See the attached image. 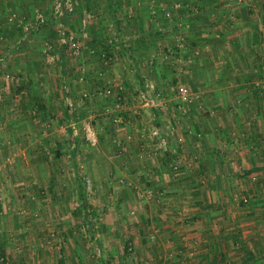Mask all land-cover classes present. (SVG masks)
I'll list each match as a JSON object with an SVG mask.
<instances>
[{"label": "rangeland", "instance_id": "obj_1", "mask_svg": "<svg viewBox=\"0 0 264 264\" xmlns=\"http://www.w3.org/2000/svg\"><path fill=\"white\" fill-rule=\"evenodd\" d=\"M246 1H248L246 7L249 9L247 11L251 15L255 14L261 26L260 35L251 41L254 55L251 56L254 59L257 56L258 59L264 61V3L258 8V1ZM104 2L106 3L103 4ZM130 2L132 0H119L115 10L109 12L108 5L106 6L107 0H96L94 7L93 3L90 5L89 0H77L74 12L60 19H54L52 16V1L49 15L41 9H37L47 17L46 23H50V29L44 31V35L38 42L39 47H42L41 44H45L46 41H50L55 49V58L52 62L44 61L51 65L50 73L53 74V71H57L59 68V60H62L66 64L64 65L66 76H63L65 80L57 72V83H50V86L47 85L46 88H43L42 84L38 86L35 80L22 83L27 76L23 78L22 72L13 73L12 69H7V65L3 66L5 63L3 60H7L8 55L6 54L0 60V110H2L0 111V136H2L0 140H3L2 145L4 148L6 147L4 150L6 163L4 164L6 167L14 165L18 171L15 180L18 187L13 185V173L8 171L12 178L5 181L8 186H5L4 191H0V218L9 220L4 228L8 236L11 234L17 236L18 234L23 238L29 235L38 237L37 242L32 243V251L27 247L26 250L29 252L41 253L45 250L50 251V249L60 250L59 243L52 242V239L61 238L62 235V247L66 239H70L69 244H72L74 240H80L84 245L86 242L87 244L92 242L96 244L97 241H101L103 234H110V226L106 227L104 224L108 218L110 220L111 216L108 214L115 212L114 210L109 211L112 206L120 210L119 214L136 215V212L125 213V209L122 210V206L115 199L116 187L118 189L127 187L132 190H142L149 185L156 184L161 188L167 186L186 188L193 182V180H189V182L184 180L186 183H183L177 178H170L169 182L165 183V181L155 178L145 180V187L142 179L116 177V172L123 166H127L128 163V155L123 149L125 142L122 136L124 134L122 128L127 123L128 125L134 123L135 126L137 123L140 124L137 127L138 131L127 130L126 134L129 135L125 136V134L124 137L128 141L132 140L133 135H137L138 138H146L141 142L149 141L150 146L155 145L153 150L145 147L142 149L140 146V149L136 148V153L131 154L133 162L141 167L147 163L151 156L160 158L165 156L171 160L173 158L172 165H168L171 167L169 170L178 176L186 174V172L182 173V170L194 171L197 168L196 165L199 166L198 157H201L199 148L202 143L200 142L204 138L213 140L220 139V137L226 142L243 141L244 145L248 147L245 149L251 153V158L264 161V125L261 124V121L258 123L256 113V108L259 110L260 107H263L264 109V97L263 100H258L257 96L248 99L242 97L236 90L234 95L230 93L226 95V91L221 90L219 93L214 91L215 94L212 95V98L204 97L200 91L193 89L191 83H187L186 77H181L182 72L186 70L183 64L192 59V53L195 54L197 50L194 46L195 43L190 42L189 39L184 41L178 32L180 28H183V21L179 20L175 12L182 9L181 2L179 0H138L135 5ZM95 6L98 7L95 8ZM250 8H254V10ZM259 11H261L260 16H258ZM148 12L152 14L151 18H148ZM157 12H159L158 15H156ZM88 13L92 17L83 25V19ZM3 16L7 22L17 28L7 37L9 40L7 45L10 46L8 53H14L13 51L22 48L23 42L29 40L32 37L31 34L35 33L26 34L18 22L19 20H28L31 16L25 18L24 15L22 16L14 10H8ZM10 16H14V20H9ZM113 18L117 24L113 22ZM143 18H146L147 22H144ZM59 22L62 23L61 27L57 26ZM150 24L155 27L154 30L151 29L152 36H148V46L152 48L155 45V48L151 51V55L147 54L148 57L145 61L139 60L142 65L140 69L137 68V77H139L137 81L134 77L135 74L130 73V77L136 81L135 92L138 99L126 98V90L121 85L110 86V83L98 90V84L94 83L95 76L102 77L103 71L97 67L88 71L87 80L91 84L84 82L85 57L93 60L92 62L95 64L97 62L98 67L101 65L103 68L107 67L113 62L111 61L113 53H110L112 48H119V37L121 42L127 46L131 44L130 42L138 45L142 38L141 30H149L150 28L147 26ZM115 25L118 26V33L114 31ZM59 28L76 35L81 46L80 54L73 55L67 45L57 43ZM98 29L101 32L94 33V30ZM19 31L22 34L18 35ZM214 32L216 43L232 45L228 39L230 35L220 32L219 27ZM96 34L97 37H95ZM102 42L110 46L108 48L110 52L100 49ZM144 42L145 40L142 44ZM142 44L139 48H142ZM11 46H15V49ZM138 50L134 49L133 51L138 52ZM128 52L130 53L131 50L129 49ZM41 55L45 59L43 53ZM232 55L240 60L245 58L244 51L233 52ZM186 57L189 58L186 60ZM156 62L158 69L155 66ZM252 69H254L255 75L263 76L264 80V67ZM157 70L163 75L162 78H165L162 86L156 85L151 80V76H155ZM42 71L46 73L47 70L43 69ZM67 76L72 81L70 84ZM106 76H111V73H106ZM174 79H177V82ZM97 80L100 81L102 78ZM20 81L21 83H19ZM42 81L47 84L46 81L49 80ZM220 85L225 86L222 83L218 84V87ZM262 85L263 87L259 89L260 92H264V81ZM179 86L188 88L192 98L191 102L182 101L178 94ZM49 88L52 91L51 100L46 99V95L41 96ZM96 103H101V105H95ZM37 104L42 105L44 109H40ZM143 109L146 111L143 112ZM4 110H9L7 115L4 114ZM21 112L23 113L21 114L22 119L19 121L23 122L25 128L29 126L26 132L7 130L5 133L6 128L4 127L7 126L5 121L17 123L19 118L17 115H20ZM180 124L186 126L187 130L178 133L176 128H180ZM258 124L263 127L259 133L256 130ZM87 127L94 133L96 138L94 143L87 138ZM129 128L133 129L131 126ZM137 136L135 137L137 138ZM189 138L195 142L196 148L193 149V152L190 148H186L190 142ZM32 142L35 144L30 147ZM23 152L27 157L37 153L40 158H43L42 160L48 161V164L43 167L38 164V170H36L39 171V177L43 173L49 172L47 178L36 179L35 175L32 176L36 172L34 170L35 162L26 163L24 160L23 163H14V160H17ZM182 157L187 159L184 164L179 166L177 162ZM5 174L7 173H3V176ZM211 180L201 178L197 181L198 186L208 187ZM173 181L175 182L170 183ZM217 182L223 184L221 180H212L213 185ZM163 196L157 195L155 200L157 197L162 198ZM244 198L247 199L246 202L243 201ZM239 199V202L243 204H247L249 201L246 195H242ZM114 220L118 221L116 218ZM17 222H19L18 225ZM118 234H121L120 238L125 236L124 231ZM151 234L150 238L154 239L153 232ZM129 247L132 245H128ZM102 248L101 245L94 247L93 259L104 258L106 253L103 255ZM128 250L131 252L133 249L129 248ZM144 264H149V262H144Z\"/></svg>", "mask_w": 264, "mask_h": 264}, {"label": "crops", "instance_id": "obj_2", "mask_svg": "<svg viewBox=\"0 0 264 264\" xmlns=\"http://www.w3.org/2000/svg\"><path fill=\"white\" fill-rule=\"evenodd\" d=\"M51 1L0 0V60L7 54V60H3L5 63L2 62L4 67L7 65V69H12L13 73L22 72L23 78L27 76L22 83L35 80L38 86L42 84L43 88L50 86V83H57V72L59 76H66V71L64 70V65L66 64L62 60H59V68H57V71L54 70L52 74L50 73L51 65L44 61L45 59L41 55L44 43L41 44L42 47H39L38 42L44 35V31L50 29V23H46L37 32L34 31L35 33L31 34L32 37L23 42L22 48L13 51L14 53H8L10 50V46L8 47L7 45L9 42L7 40L8 34L14 33L17 28L7 22L3 15L8 10H14L22 16L24 15L25 18H29L32 12L37 9H41L49 15ZM137 1L132 0L130 3L135 5ZM179 1L182 4V9L177 10L178 12L176 11L177 13L175 12V14L179 20L183 21V28H180L178 32H180L184 41L189 39L190 42L195 43L194 46L197 48L195 54L192 53L193 58L183 64L186 70L182 72L181 77H186L187 83H191L193 89L200 91L206 98H212V95L215 94L213 93L214 91L219 93L222 90L223 92L226 91V95L228 93L234 95L236 90L244 98L251 99L253 96H257L258 100H263L264 92L259 91L263 87V76L255 75L252 68H263L264 61L258 59L257 56L254 59L252 57L254 56L252 53L253 49L251 48V41L260 35L261 26L255 14L251 15L247 11L246 3L248 1ZM256 1H258V8L264 3V0ZM95 2L96 0H89L90 5L93 3V7ZM97 7L95 6V8ZM250 9L254 10V8ZM106 13L108 12L106 11ZM158 14L159 12L156 13V15ZM260 14L261 11H259L258 16ZM151 17L152 14L148 12V18ZM146 18H143L144 22H147ZM147 27L150 29L141 30L142 38L139 40L138 45L130 42L131 44L127 46L121 42L119 37V48H112L113 50L110 53H113L111 59L113 62L107 67L103 68L102 65L98 67L97 65L99 64L97 62L95 64L92 62L93 60L85 57L86 62L83 71L86 72L84 82L91 84L87 80L88 71L93 67H97L103 71L102 77L95 76L94 83L98 84V90L110 83V86L121 85L126 90V98L138 99L135 92V82L139 79L137 77V68L140 69L142 65L139 60L142 61L143 59L145 61L148 57L147 54L151 55V51L155 48V45L152 48L148 46V36H152V30H154L155 26L150 24ZM218 27L220 32L230 35L228 39L232 45L215 42L214 31ZM114 31L118 33L117 28ZM97 32H101V30H94V33ZM20 33L22 34L19 31L18 35ZM95 37H97V34ZM144 40L145 42L142 44ZM141 44L142 48H139ZM94 47L97 48L96 46ZM11 48L15 49V46H11ZM243 48L244 50H242ZM129 49L131 50L130 53L128 52ZM134 49L139 50L135 52L133 51ZM239 51H244L245 53L243 60L232 55L233 52L238 53ZM187 58L189 57L185 59L187 60ZM9 64L11 65L9 66ZM155 66L158 69L157 62ZM43 69L47 70L46 73L42 71ZM103 69L106 70L104 71ZM159 72L157 70L155 72L156 75L151 76V80L156 85L162 86L165 78L163 79V75ZM106 73H111V76L107 77ZM130 73L135 74L136 81L130 77ZM99 78H102V80L98 81L97 79ZM44 79L49 80L46 81L47 84L43 83L44 81L42 80ZM63 79L65 80L64 77ZM176 80L174 79V81ZM71 82L68 79V83L70 84ZM222 83L225 86L220 85L218 87V84ZM51 93L52 91L49 88L41 96L44 97L46 95V99L51 100ZM95 105H101V103H96ZM142 106L144 107V105ZM256 109L257 121L258 123L261 121V124L264 125V109L263 107H260L259 110L258 108ZM144 110L143 112L146 111ZM7 112L9 110H4V114L7 115ZM21 114L23 113L21 112L20 115H17L19 116L17 123L4 120L7 125L4 127L6 128L5 133H7V130L26 132L29 126L25 128L23 122L19 121L22 119ZM133 124L128 125L127 123L122 128V131L124 130L122 136L125 142L123 149L125 154L128 155L129 164L127 163V166L125 165L122 169H119L116 172V177L142 179L143 185H145V180L155 178H159L165 183L169 182L170 178H177L183 183H186L184 180L188 182L193 180L194 183L191 182L189 187L186 188H175V186L161 188L156 184L147 187L145 185L146 188L142 190H132V188L127 187L118 189L116 187L114 191L115 199L122 206V210L125 209V213L128 211L136 212V215L119 214L120 210L112 206L109 211L114 210L115 212L108 214L111 216L110 220L108 218L104 224L106 227L110 226V234H103L101 241H97L96 244L93 242L87 244L86 242L84 245L80 240H74L72 244H69L70 239H66V245L63 243L62 247V235L61 238L52 239V242L59 243L60 250L50 249V251L32 253L26 249L29 247L32 251V243L34 241L36 243L38 237L29 235L23 238L18 234L17 236L12 234L8 236L4 228L9 220L0 218V264H144V262H149V264H264V161L258 158H251V153L247 152L246 149L248 147L244 145L243 141L226 142L220 137V139L213 140L212 138L211 140L204 138L200 142L202 143L201 148H199L201 157H198L199 166L197 164V168L194 171L182 170V173L186 172V174H179L178 176V174L169 170L171 167L168 165H172V162H174L173 158L171 160V158L165 156H161L162 158L151 156L147 163L141 167L133 162L131 154L136 153V148L140 149V146L141 148L145 147L153 150L155 145L150 146L151 143L149 141L146 143L141 142L146 138H138L137 135H133L132 140L128 141L124 137L126 132H128L127 130L135 132L140 125L139 123L136 126ZM180 125V128H176L178 133L187 130L186 126ZM130 126L133 129H130ZM261 129L263 127L258 124L256 126L258 133L262 131ZM128 135L126 134L125 136ZM0 138L2 139V136ZM2 141L0 140V191L5 190V186H8L6 182L12 176L14 178L13 185L18 187L15 182L18 173L17 168L14 165L6 167L4 164L6 163V154L4 153L6 147L4 148L2 145ZM194 143L190 140L186 148H190L193 152V149L196 148ZM34 144L32 142L30 147ZM42 159L37 153L27 157L25 152H23L17 160H13L15 164L23 163L24 160L26 163L35 162L34 170L36 171L38 170V164L42 167L48 164V161ZM186 159V157L180 158L179 162H177L178 165L184 164ZM8 171L12 172L13 175L9 176ZM5 172L7 174L3 176ZM34 175L36 179L47 178L49 172L40 174L41 176L39 177V171H36L35 174H32V176ZM201 178L221 180L223 184L217 182L213 185L211 180V184L208 187L198 186L197 181L201 180ZM157 195L164 196L162 198H159V196L155 200ZM242 195H246L249 198L247 204L239 202V198ZM158 198L161 200L160 202ZM163 198L164 200L162 201ZM114 218L118 221H115ZM18 224L19 222H17ZM123 231L126 238L123 236L122 238L119 237L121 234L118 233ZM152 232L154 239L150 238ZM130 244L132 247L129 248L133 249L131 252L128 250V245ZM97 245L103 247V255L106 253L104 258H99L98 260L93 259L92 255V251ZM54 248L57 247L54 246Z\"/></svg>", "mask_w": 264, "mask_h": 264}, {"label": "built area", "instance_id": "obj_3", "mask_svg": "<svg viewBox=\"0 0 264 264\" xmlns=\"http://www.w3.org/2000/svg\"><path fill=\"white\" fill-rule=\"evenodd\" d=\"M77 5V0H52V16L54 19H60L61 17L72 14L75 10V7ZM14 16H10L9 20H14ZM92 17L89 13L85 15L83 19V25L86 23V21ZM47 21V17H45L44 13L40 10H35L33 16L30 17L28 20H19L22 30L28 34L31 32H34L41 28ZM62 23L59 22L57 26L61 27ZM63 27V26H62ZM58 31V38L57 43L59 45H67L73 55H78L81 52V46L78 42V39L76 35L72 32H68L64 29L59 28ZM54 46L53 44H50V41H46L43 48L42 53L45 57V60L47 62H52V60L55 58V52H54ZM178 94L180 95L183 102H191L192 98L188 91V88L185 86H179L178 87ZM86 135L87 138L94 143L96 141V138L94 136V133L91 131L89 127L86 128ZM244 202L247 201L246 198L243 199Z\"/></svg>", "mask_w": 264, "mask_h": 264}, {"label": "trees", "instance_id": "obj_4", "mask_svg": "<svg viewBox=\"0 0 264 264\" xmlns=\"http://www.w3.org/2000/svg\"><path fill=\"white\" fill-rule=\"evenodd\" d=\"M118 2H119V0H107L108 9L110 10L109 12H113L115 10V6L118 4ZM113 22L115 24H117V22L114 18H113ZM117 27L118 26L115 25V28H117ZM100 45H101L100 49L107 50V51H108V48L110 47L108 44H106L104 42H102ZM108 52H110V51H108ZM37 105L40 107V109H44V107L42 105H39V104H37Z\"/></svg>", "mask_w": 264, "mask_h": 264}]
</instances>
